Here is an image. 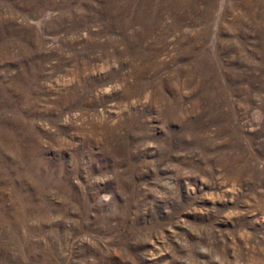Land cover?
Here are the masks:
<instances>
[{"label":"rangeland","instance_id":"1","mask_svg":"<svg viewBox=\"0 0 264 264\" xmlns=\"http://www.w3.org/2000/svg\"><path fill=\"white\" fill-rule=\"evenodd\" d=\"M0 264H264V0H0Z\"/></svg>","mask_w":264,"mask_h":264}]
</instances>
